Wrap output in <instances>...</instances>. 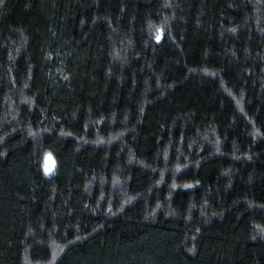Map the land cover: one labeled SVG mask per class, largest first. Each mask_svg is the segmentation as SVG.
<instances>
[{
    "label": "trees",
    "instance_id": "trees-1",
    "mask_svg": "<svg viewBox=\"0 0 264 264\" xmlns=\"http://www.w3.org/2000/svg\"><path fill=\"white\" fill-rule=\"evenodd\" d=\"M0 264H264V0H0Z\"/></svg>",
    "mask_w": 264,
    "mask_h": 264
},
{
    "label": "rangeland",
    "instance_id": "rangeland-1",
    "mask_svg": "<svg viewBox=\"0 0 264 264\" xmlns=\"http://www.w3.org/2000/svg\"><path fill=\"white\" fill-rule=\"evenodd\" d=\"M162 34L159 32L157 36V40H161ZM56 169V161L55 157L51 152H48L45 157V162H44V172L46 176H51L55 172Z\"/></svg>",
    "mask_w": 264,
    "mask_h": 264
}]
</instances>
